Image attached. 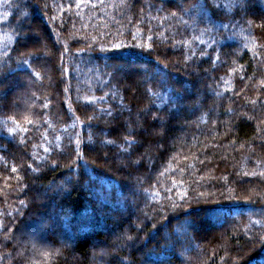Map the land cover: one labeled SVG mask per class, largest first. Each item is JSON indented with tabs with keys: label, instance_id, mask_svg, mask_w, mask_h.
Here are the masks:
<instances>
[{
	"label": "trees",
	"instance_id": "obj_1",
	"mask_svg": "<svg viewBox=\"0 0 264 264\" xmlns=\"http://www.w3.org/2000/svg\"><path fill=\"white\" fill-rule=\"evenodd\" d=\"M0 264H264V0H0Z\"/></svg>",
	"mask_w": 264,
	"mask_h": 264
},
{
	"label": "rangeland",
	"instance_id": "obj_2",
	"mask_svg": "<svg viewBox=\"0 0 264 264\" xmlns=\"http://www.w3.org/2000/svg\"><path fill=\"white\" fill-rule=\"evenodd\" d=\"M25 236H26V238H27L29 241H31V240H35V238L32 239L33 237H35V234H34V232H33L32 229L27 230Z\"/></svg>",
	"mask_w": 264,
	"mask_h": 264
}]
</instances>
